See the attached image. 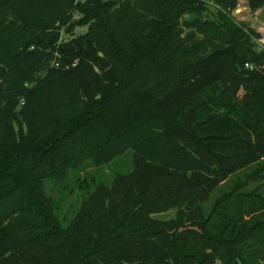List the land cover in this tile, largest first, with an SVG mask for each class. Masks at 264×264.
<instances>
[{"label": "trees", "instance_id": "obj_1", "mask_svg": "<svg viewBox=\"0 0 264 264\" xmlns=\"http://www.w3.org/2000/svg\"><path fill=\"white\" fill-rule=\"evenodd\" d=\"M236 4L0 0V264H264V196L203 208L264 179V44ZM127 150L63 223L43 181Z\"/></svg>", "mask_w": 264, "mask_h": 264}, {"label": "rangeland", "instance_id": "obj_2", "mask_svg": "<svg viewBox=\"0 0 264 264\" xmlns=\"http://www.w3.org/2000/svg\"><path fill=\"white\" fill-rule=\"evenodd\" d=\"M232 16L238 23L253 29L261 35V38L256 39L258 47L261 48L262 44H264V10L258 9L255 12H251L246 0H237V4L232 11ZM77 17L78 15L75 14L74 21H76ZM85 30L86 27L77 26L74 28V34L83 33ZM67 37L68 36L65 34L61 35L62 40ZM249 65L250 67L247 68H254L253 64ZM132 165L133 151L127 150L122 155L102 166H90L83 170L71 171L69 176L63 181L45 179L43 181L42 193L54 203L57 207L56 211L59 219L65 223L74 215L80 201L87 197L96 183L102 182L106 185H110L116 174L129 172L132 169ZM252 169L253 168L247 169L244 173L241 172L237 176L234 174L215 188L203 205L204 211L208 213L217 197L222 196L224 193H228L232 188L237 187V185V192H256L264 196V179H245V176L251 173ZM173 214L174 210H171L166 213L158 214L157 217L168 218L173 216ZM214 264H219V262Z\"/></svg>", "mask_w": 264, "mask_h": 264}, {"label": "water", "instance_id": "obj_3", "mask_svg": "<svg viewBox=\"0 0 264 264\" xmlns=\"http://www.w3.org/2000/svg\"><path fill=\"white\" fill-rule=\"evenodd\" d=\"M94 60L104 69L109 67V62L101 55L94 56Z\"/></svg>", "mask_w": 264, "mask_h": 264}, {"label": "built area", "instance_id": "obj_4", "mask_svg": "<svg viewBox=\"0 0 264 264\" xmlns=\"http://www.w3.org/2000/svg\"><path fill=\"white\" fill-rule=\"evenodd\" d=\"M245 66H246V67H250V65H249L248 63H247V64H245Z\"/></svg>", "mask_w": 264, "mask_h": 264}]
</instances>
